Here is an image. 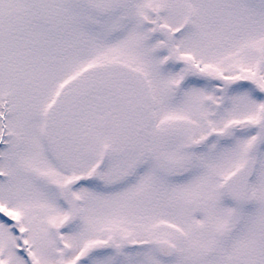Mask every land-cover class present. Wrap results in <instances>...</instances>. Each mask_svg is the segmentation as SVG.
<instances>
[{
    "label": "snow or ice",
    "instance_id": "obj_1",
    "mask_svg": "<svg viewBox=\"0 0 264 264\" xmlns=\"http://www.w3.org/2000/svg\"><path fill=\"white\" fill-rule=\"evenodd\" d=\"M0 264H264V0H0Z\"/></svg>",
    "mask_w": 264,
    "mask_h": 264
}]
</instances>
